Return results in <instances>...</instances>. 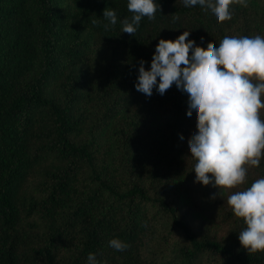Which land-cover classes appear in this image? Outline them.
<instances>
[{
    "label": "trees",
    "instance_id": "obj_1",
    "mask_svg": "<svg viewBox=\"0 0 264 264\" xmlns=\"http://www.w3.org/2000/svg\"><path fill=\"white\" fill-rule=\"evenodd\" d=\"M259 2L230 5L220 23L199 4L154 0L155 18L130 35L129 0H0V264H89L90 253L97 264H264L241 245L247 225L215 197L214 177L196 182L188 94H159V78L151 97L136 90L161 39L264 38ZM245 167L238 191L264 178V157ZM209 214L223 239L191 232L189 219Z\"/></svg>",
    "mask_w": 264,
    "mask_h": 264
},
{
    "label": "clouds",
    "instance_id": "obj_2",
    "mask_svg": "<svg viewBox=\"0 0 264 264\" xmlns=\"http://www.w3.org/2000/svg\"><path fill=\"white\" fill-rule=\"evenodd\" d=\"M183 3L185 7L199 4L210 9L220 23L232 19L230 5L247 6L246 0ZM127 7L134 15L131 22L123 21L122 32L130 35L142 17L152 20L157 11L154 0H129ZM103 16L112 25L117 23L114 10L106 8ZM189 35L185 31L175 41H159L150 70L140 62L136 90L151 97L159 78V94H165L173 84L188 94L187 115L197 114L198 132L188 141L191 157L197 160L196 182L211 184V174L220 190L232 189L245 182V165L259 167L264 157V120L259 116L264 108V38L226 36L218 48L210 42L205 49L194 48L195 41L189 40ZM227 204L247 225L239 233L241 245L248 253L264 252V178L228 196ZM109 246L117 251L129 247L119 239L110 240ZM88 262L97 264L95 254H89Z\"/></svg>",
    "mask_w": 264,
    "mask_h": 264
},
{
    "label": "rangeland",
    "instance_id": "obj_3",
    "mask_svg": "<svg viewBox=\"0 0 264 264\" xmlns=\"http://www.w3.org/2000/svg\"><path fill=\"white\" fill-rule=\"evenodd\" d=\"M259 5H264V0H260ZM253 83H256V81H253ZM239 186L234 187L232 189H221L216 188L215 190V197H220L223 203H227V198L231 194H234L239 190ZM189 200V199H188ZM225 203V204H226ZM189 225L191 227V232L196 236V237H203V236H210L218 239H223L225 236L226 232V227L223 226L222 224L218 223V221H215L213 216H203L200 218L194 219H189ZM180 238H182L181 233H177L174 235L172 238V244H174L176 241H180Z\"/></svg>",
    "mask_w": 264,
    "mask_h": 264
}]
</instances>
